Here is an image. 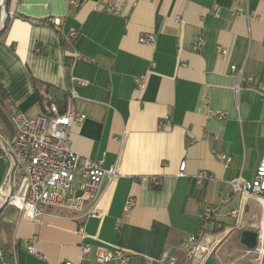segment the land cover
I'll return each instance as SVG.
<instances>
[{
	"label": "crops",
	"instance_id": "crops-1",
	"mask_svg": "<svg viewBox=\"0 0 264 264\" xmlns=\"http://www.w3.org/2000/svg\"><path fill=\"white\" fill-rule=\"evenodd\" d=\"M112 1L118 13L94 9V0H0V81L12 101L10 113L46 112L36 91L44 92V83L64 96L73 92L74 108L86 118L70 128L71 150L119 171L103 190L101 219L44 208L33 220L0 197V243L14 249L15 264H94L95 248L112 246L129 259L106 264H148L166 247L177 264H201L208 235L194 257L185 255L188 237L204 228L199 213L230 194L232 181L252 179L264 151V0ZM50 17L59 18V28L41 22ZM71 30L78 32L73 48L83 58L68 65L72 47H64L62 36ZM148 33L152 45L139 41ZM198 37L203 45L193 50ZM217 45L226 52L219 54ZM165 116L169 123L160 126ZM0 129V188H14L10 120H0ZM181 160L184 175H178ZM200 170L212 178L197 182ZM152 177L160 180L157 187ZM24 191L23 177L14 192ZM128 197L135 204L124 210ZM234 204L232 197L216 218L233 226L228 233L235 231L240 243L241 230L254 229L262 211L248 200L235 228L226 216ZM31 240L39 256L27 251ZM82 242L92 248L84 258Z\"/></svg>",
	"mask_w": 264,
	"mask_h": 264
},
{
	"label": "built area",
	"instance_id": "built-area-1",
	"mask_svg": "<svg viewBox=\"0 0 264 264\" xmlns=\"http://www.w3.org/2000/svg\"><path fill=\"white\" fill-rule=\"evenodd\" d=\"M84 0H68L69 4L79 5ZM93 8L104 13H118L120 7L112 0H94ZM217 12V9L215 13ZM47 22L59 28L60 20L57 17H50ZM78 36V32L71 30L64 39L70 43L72 49V59H81L83 56L73 48V42ZM140 42L153 44L154 36L151 33L142 35ZM203 38L198 37L192 43V49L198 50L203 45ZM216 51L224 54L226 49L217 45ZM72 60V61H73ZM235 68L234 65L231 66ZM136 85L141 86L140 78L135 79ZM264 90V86L261 87ZM75 94L69 93L63 101L64 107L60 108V102L47 96L45 105L46 112L36 116H26L19 110L10 113L9 120L13 128V134L7 145L15 167L23 174L25 182L24 194L19 195L14 192V188H0V197L10 204L20 209L22 216L36 220L44 208L54 209L71 215L74 218L97 217L102 218L105 211L100 206V199L106 185L114 183L119 176L116 165L104 167L102 160L80 157L70 148V128L72 124H81L86 115L77 112L73 105ZM211 115L223 118V112L212 111ZM169 119L167 116L159 121L160 126H167ZM216 138L217 135L215 134ZM215 157L226 159L223 152H216ZM186 161L181 160L178 165V175L185 174ZM212 178L211 173L200 170L195 174L197 182L201 183ZM151 184L157 187L160 180L152 177ZM231 193L219 197L217 203L208 205L199 213V217L204 222L202 231L188 237V248L185 251L187 258L195 256L200 248L201 239L204 235L210 237V245L218 239L224 237L233 226L218 220L221 207L235 197L236 204L230 207L226 216L235 220L234 227H240V219L244 212L245 204L248 200H255L261 206V215L253 229L256 231V244L254 248L248 249L255 253L258 264H264V151L256 166L252 179H236L231 182ZM12 191V194L10 193ZM32 205L33 216L28 217V209L18 205ZM135 204L133 197H128L125 201L124 210H128ZM212 230H209V226ZM208 246V250L209 247ZM81 258L91 253V246L87 242H82ZM28 252L39 256L40 253L34 245L33 240L26 246ZM207 250V251H208ZM118 260L126 263L129 256L118 246L96 247L92 260L94 264H106L111 260ZM178 259L171 247H166L160 256L148 264H177ZM60 264H76L72 260L62 261Z\"/></svg>",
	"mask_w": 264,
	"mask_h": 264
},
{
	"label": "trees",
	"instance_id": "trees-1",
	"mask_svg": "<svg viewBox=\"0 0 264 264\" xmlns=\"http://www.w3.org/2000/svg\"><path fill=\"white\" fill-rule=\"evenodd\" d=\"M41 22L48 23L47 20H42ZM62 44L64 45L65 48H68L70 46V43H68L64 37L62 36ZM67 64L69 65L70 62L73 60L72 57L67 56ZM35 82V80H34ZM45 84V90L44 92L37 91L38 99L42 105V109L44 110L45 105L47 103L46 99V92L50 88L49 84ZM66 97V96H64ZM12 105V101H10L8 93L4 89V86L2 85L0 81V120L7 125L8 124V119H9V113H10V106ZM0 139L5 142L3 139V133L2 130L0 129ZM14 175H18L16 178V182L13 181V186L14 188H18V186L21 184L22 179H23V174L18 172L17 167L14 168L13 170V178ZM14 180V179H13ZM0 264H15L14 261V249L8 245H4L0 243Z\"/></svg>",
	"mask_w": 264,
	"mask_h": 264
},
{
	"label": "rangeland",
	"instance_id": "rangeland-1",
	"mask_svg": "<svg viewBox=\"0 0 264 264\" xmlns=\"http://www.w3.org/2000/svg\"><path fill=\"white\" fill-rule=\"evenodd\" d=\"M236 237L235 231L227 233L221 239L215 240L206 253L213 254L219 250L218 264H258L255 253L238 243Z\"/></svg>",
	"mask_w": 264,
	"mask_h": 264
},
{
	"label": "water",
	"instance_id": "water-1",
	"mask_svg": "<svg viewBox=\"0 0 264 264\" xmlns=\"http://www.w3.org/2000/svg\"><path fill=\"white\" fill-rule=\"evenodd\" d=\"M49 95L51 97H56L57 99L61 100L60 108L63 109V107H64V101H63L64 92L62 90H59V89L55 88V87H51L49 89ZM14 168H15V160H14V165L12 167V170ZM10 193L12 194V191ZM5 202H7V201H5ZM3 207H4V205L0 206V212L3 209ZM212 226L213 225L209 226V230H212ZM239 242H240L241 245H243L247 249L254 248V246L256 244V231L253 230V229H243V230H241L240 236H239ZM201 264H216V259L213 256V254H207Z\"/></svg>",
	"mask_w": 264,
	"mask_h": 264
},
{
	"label": "clouds",
	"instance_id": "clouds-1",
	"mask_svg": "<svg viewBox=\"0 0 264 264\" xmlns=\"http://www.w3.org/2000/svg\"><path fill=\"white\" fill-rule=\"evenodd\" d=\"M18 206L25 207V208L28 209V211L26 213L28 217H32L33 216L34 213H33V210L32 209H33L34 206H32V205H24V204H20Z\"/></svg>",
	"mask_w": 264,
	"mask_h": 264
},
{
	"label": "bare ground",
	"instance_id": "bare-ground-1",
	"mask_svg": "<svg viewBox=\"0 0 264 264\" xmlns=\"http://www.w3.org/2000/svg\"><path fill=\"white\" fill-rule=\"evenodd\" d=\"M210 239H211V238L206 237L205 240H204V243H206V244H210Z\"/></svg>",
	"mask_w": 264,
	"mask_h": 264
}]
</instances>
